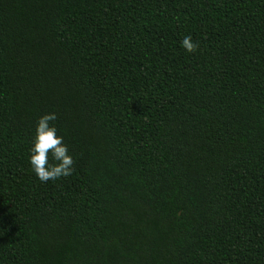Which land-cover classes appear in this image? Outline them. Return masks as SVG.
Instances as JSON below:
<instances>
[{
  "label": "trees",
  "instance_id": "16d2710c",
  "mask_svg": "<svg viewBox=\"0 0 264 264\" xmlns=\"http://www.w3.org/2000/svg\"><path fill=\"white\" fill-rule=\"evenodd\" d=\"M0 264H264V0H0Z\"/></svg>",
  "mask_w": 264,
  "mask_h": 264
},
{
  "label": "clouds",
  "instance_id": "9594fccd",
  "mask_svg": "<svg viewBox=\"0 0 264 264\" xmlns=\"http://www.w3.org/2000/svg\"><path fill=\"white\" fill-rule=\"evenodd\" d=\"M180 44L189 53L197 47L190 35L185 36ZM55 120L54 112L44 113L38 118L29 148V163L33 173L42 183L67 178L74 171L75 161L64 142V137L52 123Z\"/></svg>",
  "mask_w": 264,
  "mask_h": 264
}]
</instances>
